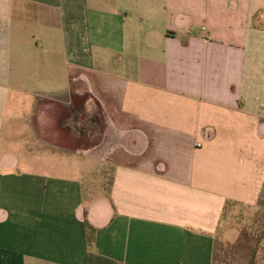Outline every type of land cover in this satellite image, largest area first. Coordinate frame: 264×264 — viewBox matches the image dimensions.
I'll use <instances>...</instances> for the list:
<instances>
[{
  "label": "crops",
  "instance_id": "obj_1",
  "mask_svg": "<svg viewBox=\"0 0 264 264\" xmlns=\"http://www.w3.org/2000/svg\"><path fill=\"white\" fill-rule=\"evenodd\" d=\"M80 72L108 202L85 213L61 162L0 170V264H88L86 220L119 264H213L226 204L264 192V0H0V141L31 134L10 104L66 107Z\"/></svg>",
  "mask_w": 264,
  "mask_h": 264
},
{
  "label": "rangeland",
  "instance_id": "obj_2",
  "mask_svg": "<svg viewBox=\"0 0 264 264\" xmlns=\"http://www.w3.org/2000/svg\"><path fill=\"white\" fill-rule=\"evenodd\" d=\"M54 12H51L52 16L58 14ZM52 55L53 47L45 46L40 59ZM67 70L69 71V66ZM39 74L41 75L42 71H39ZM86 77L88 76L85 73L80 72L79 77H74L71 84L67 80L66 107L63 103L59 106L38 98H34L33 108L24 106V109L20 107L17 110L10 104L7 112L17 113L21 117H26L28 111L33 112L34 117L28 123L31 134L20 135L23 131L21 127L17 133L9 137L4 136L0 141L1 155L4 157L8 155L7 161L12 165L0 168L4 174L15 178L17 175L24 177L32 170V163L45 161L52 165V174L57 175L63 168L58 169L53 165L56 166L59 162L66 165V175L58 176L82 181L81 187L85 191V213L94 206L106 205L108 202L106 177L109 178L106 172L91 168L90 165L96 160L92 161L91 156L85 154L90 145L89 135L92 132L90 122L96 119L97 111L100 110L99 115L102 114V120L107 123V114L90 91ZM70 93L73 94V101L69 99ZM63 117L66 118L65 125ZM8 139L10 141L7 142ZM45 142H49L50 145L47 147ZM54 145L61 148H54ZM19 186L23 188L26 184L20 183ZM14 203H19L18 198H15ZM214 238L216 244L213 264H250L253 254L256 264H264V192L257 203L226 205Z\"/></svg>",
  "mask_w": 264,
  "mask_h": 264
},
{
  "label": "trees",
  "instance_id": "obj_3",
  "mask_svg": "<svg viewBox=\"0 0 264 264\" xmlns=\"http://www.w3.org/2000/svg\"><path fill=\"white\" fill-rule=\"evenodd\" d=\"M228 204L229 203H227L226 205ZM84 225L86 231V242L89 250L88 264H119L112 259L100 256L94 252V245L96 242V235L98 230L93 225H91L90 222H88L87 220L85 221ZM252 256L253 257L250 264H256L254 254Z\"/></svg>",
  "mask_w": 264,
  "mask_h": 264
}]
</instances>
